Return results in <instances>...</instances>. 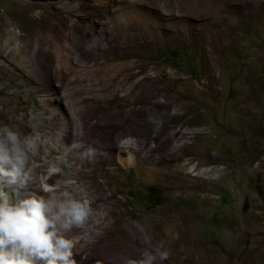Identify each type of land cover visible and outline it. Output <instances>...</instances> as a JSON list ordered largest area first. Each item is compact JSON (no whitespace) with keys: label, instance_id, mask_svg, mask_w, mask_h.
Returning a JSON list of instances; mask_svg holds the SVG:
<instances>
[{"label":"rangeland","instance_id":"374dc122","mask_svg":"<svg viewBox=\"0 0 264 264\" xmlns=\"http://www.w3.org/2000/svg\"><path fill=\"white\" fill-rule=\"evenodd\" d=\"M26 1L34 3L0 0V22L5 9L12 13ZM46 1L39 0L47 7L42 21L36 19L41 9L15 13L19 34L29 42L62 19L57 4ZM218 1L228 6L220 22L224 36L211 45L215 71L205 44L179 37L161 43L155 34L153 42L136 35L121 52L111 47L94 58L88 66L107 68L104 74L89 68L69 77L79 101L70 100L79 103L87 124L77 126V115L70 116L75 122L68 120L67 130L53 125L47 136L71 135V143L79 137L97 150L93 163L75 152V165L54 179L72 183L67 189L82 191L94 210L73 232L77 264H121L124 256L138 259L156 247L169 252L162 264H264V0ZM62 13L63 24H75ZM79 24L61 29L77 33L86 27ZM119 64L125 68L118 71ZM1 77L0 119L4 125L18 121L35 136L27 123L32 97L25 87L12 89L7 72ZM129 139L138 145L132 149L138 169L119 160L128 155L122 143ZM143 145L151 147L149 156ZM40 159L31 179L42 187L47 175L35 167Z\"/></svg>","mask_w":264,"mask_h":264},{"label":"bare ground","instance_id":"6f19581e","mask_svg":"<svg viewBox=\"0 0 264 264\" xmlns=\"http://www.w3.org/2000/svg\"><path fill=\"white\" fill-rule=\"evenodd\" d=\"M33 2L20 3L21 5L15 7L12 13H8L6 9L3 13L6 17L1 19L3 22H0V80H2L1 75L7 72V76L12 78L10 84H13L12 89L25 87L27 97L31 96L33 99L34 106L30 114L31 120L24 121L34 129V135L39 137L41 153L38 156L45 157L49 154L50 161H54L52 168H45V161L38 164V167L43 168L40 169L42 174L46 173L47 175H44V179H41V184L51 185L54 178L59 177L63 172L62 169L68 170L75 165V152L83 151V148L73 150L70 155L71 152L67 150L66 146L71 144L69 142L71 135L49 138L47 130H52L53 125L59 124L63 126L62 130H67L69 128L68 120H70L67 117L75 115L79 118V120H76L77 126L87 124L81 112L78 111L77 106L79 103H73L70 100L79 101L73 96L71 86L74 82L69 77L77 76L79 74L78 70L89 68L91 70L99 69L102 71L100 73H103L107 68L88 66L94 58L103 53H108L107 51L111 47L121 52L123 43L131 37H137L136 35H143L147 38L146 42L147 40L153 42L156 34L161 43L175 42V39L179 37L205 44L207 48L204 57L207 61H210L209 65L214 71L217 68L211 45L215 43L216 46H219V40L224 36V30L220 22L223 19L222 10L227 8L228 4L221 1L213 0L209 4L207 0H47L46 2L57 4L55 7L58 14L56 15L62 14V19L52 21L47 36L40 28L29 42L19 34L22 33V29L15 13L19 9L27 12L41 9L36 12V19L42 21L47 14V7L41 5L39 0ZM62 10L73 18L75 24L82 23L86 27L79 26L77 33H65L61 26L72 30L75 24H70L71 21L69 25L63 24L62 21L65 15L63 16ZM228 21L231 22L232 19L228 18ZM11 27L13 28L11 29ZM226 31L229 32L228 29ZM92 42L96 46H90ZM99 42L104 43L99 44ZM59 43L62 44V48L59 47ZM124 68L123 65H117L118 71ZM59 72L63 73V80L59 78ZM90 84L89 81L86 86L90 88ZM1 89H4V87ZM14 101L19 102V99ZM4 105H11V101ZM39 107L48 109L49 116L44 114L41 111L42 109H38ZM73 120L75 122L73 118L70 121ZM4 124L0 119V125ZM6 125L18 128L22 133H26V125H20L18 121ZM66 133H70V130ZM75 140L76 142L78 140V143L80 142L79 137ZM126 141L122 144L125 148H128V155L125 157L123 155L124 158L120 155L119 160L123 164L138 169L140 161L132 150H137L138 145L130 139ZM81 144L87 147L85 139ZM145 147L147 148L146 145ZM142 148L145 156H149L152 150L151 147L146 150L143 145ZM57 169L60 171H57ZM42 174L41 176H43ZM29 184L31 187L26 188L25 191L31 192L28 189H35L40 193L41 185L36 186L33 179ZM69 184L72 183L69 182ZM73 192L75 191L73 190ZM16 195L18 196L17 199H20L23 194L13 193L14 199Z\"/></svg>","mask_w":264,"mask_h":264},{"label":"clouds","instance_id":"9594fccd","mask_svg":"<svg viewBox=\"0 0 264 264\" xmlns=\"http://www.w3.org/2000/svg\"><path fill=\"white\" fill-rule=\"evenodd\" d=\"M66 148H83L81 161L93 163L97 156L94 147L75 140ZM39 153V137L0 125V264H77L73 232L88 224L94 210L85 196L67 189L69 182L45 183L40 193L25 191ZM168 258L167 250L156 247L138 259L124 256L121 264H162Z\"/></svg>","mask_w":264,"mask_h":264},{"label":"built area","instance_id":"2783aa9c","mask_svg":"<svg viewBox=\"0 0 264 264\" xmlns=\"http://www.w3.org/2000/svg\"><path fill=\"white\" fill-rule=\"evenodd\" d=\"M72 153H73V151H71L70 155ZM58 155H60V154H58ZM40 161H45V168H52L54 165V161H50V155L49 154H47L45 157H41ZM37 169H43V168H38V164H37ZM52 184H55V182L53 181Z\"/></svg>","mask_w":264,"mask_h":264}]
</instances>
